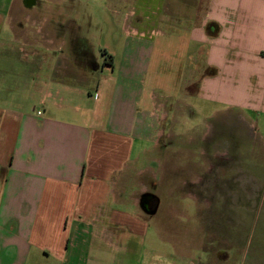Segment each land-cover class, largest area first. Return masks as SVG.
<instances>
[{
    "label": "crops",
    "instance_id": "1",
    "mask_svg": "<svg viewBox=\"0 0 264 264\" xmlns=\"http://www.w3.org/2000/svg\"><path fill=\"white\" fill-rule=\"evenodd\" d=\"M14 1L0 0L10 32L4 40L0 24V50L14 42L34 59L16 89L0 76V264H181L180 252L157 246L175 248L160 226L181 212L152 187L153 163L162 170L188 123L201 158L191 183L235 159L264 161V0H202L201 9L195 0L190 16L176 14L188 25L178 55L151 63L150 48L125 44L105 59L110 74L92 98L72 88L71 50L56 46L37 13L12 21ZM184 113L194 119L179 120Z\"/></svg>",
    "mask_w": 264,
    "mask_h": 264
},
{
    "label": "rangeland",
    "instance_id": "2",
    "mask_svg": "<svg viewBox=\"0 0 264 264\" xmlns=\"http://www.w3.org/2000/svg\"><path fill=\"white\" fill-rule=\"evenodd\" d=\"M194 3L195 0H36L29 7L17 0L11 4V14L13 22L21 21L24 11L38 14L39 25L44 21L43 26L54 33L56 46L60 44L64 52L71 50V60L65 58V72L70 74L66 78L72 88L89 91L91 97L97 79L110 74V70L102 72L105 59L117 60L125 44L150 48L151 63L166 51L168 56L170 52L178 55L180 45L185 47L188 40V25L183 22L179 26L176 14L190 16ZM3 4L0 9L8 10ZM1 23L5 26L4 40L8 41V25L2 19ZM12 43L14 50L10 46L5 53L0 50V76L5 89L17 88L18 77L28 72L25 62L34 59L29 49L19 51ZM54 53L56 63L62 65L58 49ZM79 67L87 75L85 83L78 81ZM155 91L157 95L161 92L157 86ZM151 117L155 124L156 116ZM181 117L179 120L194 119L187 113ZM189 124L180 131L181 148L171 149L176 153L167 158L162 170L153 163L158 175L152 187L162 190L159 196L164 205L175 202L181 212L169 224L167 219L162 220L160 226L167 237L176 238L175 248L168 241L157 246L168 251L176 249L182 254L181 264H264V161L254 156L235 159L226 162L213 178L191 183L196 173H201V167L194 168L192 164L199 161L201 165V158L187 142L194 132ZM154 153L158 154L157 146ZM188 190H193L194 196L187 194ZM161 212L164 219L168 213Z\"/></svg>",
    "mask_w": 264,
    "mask_h": 264
},
{
    "label": "flooded vegetation",
    "instance_id": "3",
    "mask_svg": "<svg viewBox=\"0 0 264 264\" xmlns=\"http://www.w3.org/2000/svg\"><path fill=\"white\" fill-rule=\"evenodd\" d=\"M36 0H23L24 5L32 7L35 5ZM144 201L148 202V198H145Z\"/></svg>",
    "mask_w": 264,
    "mask_h": 264
}]
</instances>
